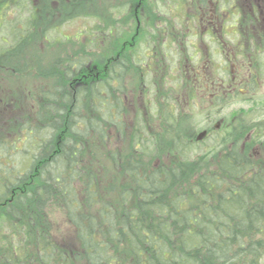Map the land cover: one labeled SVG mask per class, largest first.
Wrapping results in <instances>:
<instances>
[{
  "label": "trees",
  "instance_id": "16d2710c",
  "mask_svg": "<svg viewBox=\"0 0 264 264\" xmlns=\"http://www.w3.org/2000/svg\"><path fill=\"white\" fill-rule=\"evenodd\" d=\"M10 1L0 2V29L11 11L29 14L25 23L10 25L11 42L0 36V264H263L264 122L254 120L255 110L235 111L214 131L213 147L196 155L195 116L178 105L155 113L151 134L141 108H130L131 99L138 103L130 89L142 93L138 38L112 39L104 7L85 39L81 31L77 41L65 35V44L82 47L50 57L46 82L26 103L18 94L22 79L45 68L38 27L57 18L45 31L58 28L75 16L65 12L79 13L86 0ZM54 1L56 10L44 16ZM199 2L196 17L209 8ZM256 36L257 51L246 58L259 72L251 69L244 82L233 79L227 62L224 82L193 71L190 98L202 100L213 87L217 99L200 112L245 101L240 86L253 87L264 72V32ZM86 41L99 46L91 50ZM58 209L74 245L71 238L60 243L53 222Z\"/></svg>",
  "mask_w": 264,
  "mask_h": 264
},
{
  "label": "rangeland",
  "instance_id": "374dc122",
  "mask_svg": "<svg viewBox=\"0 0 264 264\" xmlns=\"http://www.w3.org/2000/svg\"><path fill=\"white\" fill-rule=\"evenodd\" d=\"M239 1L241 2V8H246L245 10H239V6H237L240 5ZM0 2L10 4L12 1L0 0ZM197 2L198 0H134L132 6H130L129 0L127 2H124V0L82 1L80 4L82 8L80 10L76 8V11L80 14L83 12L88 13L85 14L88 16L80 17L79 13L74 14L72 9H68L65 12V16L68 15L66 17L75 15L70 21L64 22L58 28L45 31L50 25L57 22V18H54L53 21L48 22L47 26L38 27V35L42 40L38 54H42L40 57L45 60L43 61L45 68L42 71V66L37 67L41 70V73L36 74V67H34L32 70L33 75H25L22 82L26 85H23L24 87L20 89L18 94L26 103H33L34 99L31 94L34 88L44 84L47 74L51 72L50 63L52 59L49 61L48 59L53 58L56 52L59 53L63 49L65 55L67 52H74V50L82 47V43L74 41L65 44L64 42L67 39L65 35L76 41L75 37L79 38L81 35L84 36L82 39H85V36L90 35L101 23V20L94 16L97 17L98 14H101V9L104 7L112 18V22L109 24H112V30H114L112 39L117 36L120 40H124L129 36L127 33L130 35L136 34L135 36L138 38L137 47H140V52H142V56L139 55L138 58L139 61H142V93H140V87L138 86L130 89L131 97L137 93L138 100V103L135 104V100L131 99L130 108L132 113L135 112V108H141L143 125L152 134L156 130V121L159 118L155 113L157 114L159 109L162 110L164 105L174 108L178 105V109L182 113L188 111L192 116H195V132L193 133L196 135V140L201 141V145L194 150V153L197 152L194 155L202 151L206 152L216 143L214 137L216 133L214 131L222 128L231 119L235 111L242 108L254 109L256 114L254 120L264 122L263 71L260 74L262 76L258 77L257 84L253 87L240 86L239 82L234 84V87L240 86V91L245 93L243 95L245 101L233 100L227 103L224 101L218 107L202 113L200 112L202 105L210 107L214 102H217L216 94L214 95L215 89L213 87L207 89L205 95H202V100L190 98L193 89V71L198 70L197 73L202 72L204 75H209L217 82H224V79H229V76L226 78L222 76V67L225 66L226 62L228 64L227 69L231 68L234 73V76L232 75L233 79L241 80L244 76L249 77V68L257 70V73L259 72L257 67L253 68V64L248 61L246 56L255 53L257 47L255 45H258L256 38L259 40L256 33L264 32V0H237L236 3L232 0H221L220 5L218 0H206L209 8L206 7L201 12L202 25L200 21L196 22L197 19L193 16L197 13V5H201L200 2ZM121 4L124 5L121 10L115 8ZM58 5L59 2H52V5L46 7L43 15H49L51 12L53 14V10H56ZM213 6L217 7L219 11H211ZM28 14L26 8L11 11L8 16L4 17L6 23L0 29V36L2 35L11 42L13 37L11 36V29H9L10 25L19 21L20 24L25 23ZM223 18L225 23L219 29L212 31L213 37L209 33L211 29L207 31L209 20L216 21ZM42 22H44L43 17L41 18ZM79 31L82 32L81 35ZM98 34L102 35L101 33ZM218 37L222 45L217 43L216 39ZM172 38L177 42L167 41ZM4 44L1 42L0 47ZM85 44L91 50L99 46L96 41L91 45L86 41L83 46ZM106 45L108 44L105 42L102 44L104 47ZM102 48L101 50L98 49V52L102 51ZM243 49L246 50L245 53H243ZM180 50L184 53L183 55H180ZM35 58L31 57L30 60L32 61ZM133 84L134 82L132 86ZM227 86L229 87V83ZM131 90H135V93H132ZM12 106L14 105L9 106L10 109ZM261 127L263 128L264 124ZM147 138H149L148 135ZM103 193L108 194L106 189H103ZM53 220L60 243L64 244L67 238H71L70 242L74 245L72 228L61 210L55 211Z\"/></svg>",
  "mask_w": 264,
  "mask_h": 264
},
{
  "label": "flooded vegetation",
  "instance_id": "af4514ba",
  "mask_svg": "<svg viewBox=\"0 0 264 264\" xmlns=\"http://www.w3.org/2000/svg\"><path fill=\"white\" fill-rule=\"evenodd\" d=\"M214 10H217L216 8H213L212 9V11H214ZM225 15H226V13H225ZM194 17L197 19V21L196 22H198V21H200L201 22V20H203L202 18H200V17H196L195 15H194ZM225 23V19L223 18V19H220V20H212V21H210L209 20V24H208V28H207V31H209L210 29H211V31H209V33L214 37V34L212 33V31L213 30H217V29H219V27L221 26L222 27V25ZM201 25H202V23H200ZM225 30V29H224ZM225 33V32H224ZM216 41H217V43L219 44V45H222L221 44V42H220V38L218 37V39H216ZM225 52V51H224ZM252 68H249V70H251ZM200 74H201V77H208L207 75H204L202 72H200ZM241 82H244V79H243V77L241 78ZM246 82V81H245Z\"/></svg>",
  "mask_w": 264,
  "mask_h": 264
}]
</instances>
